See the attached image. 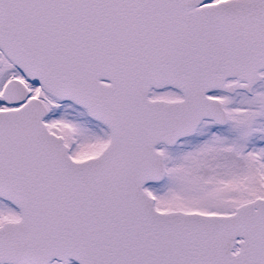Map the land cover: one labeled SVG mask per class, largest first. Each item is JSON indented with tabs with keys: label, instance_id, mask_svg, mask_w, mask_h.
<instances>
[{
	"label": "snow or ice",
	"instance_id": "1",
	"mask_svg": "<svg viewBox=\"0 0 264 264\" xmlns=\"http://www.w3.org/2000/svg\"><path fill=\"white\" fill-rule=\"evenodd\" d=\"M0 264H264V0H0Z\"/></svg>",
	"mask_w": 264,
	"mask_h": 264
}]
</instances>
